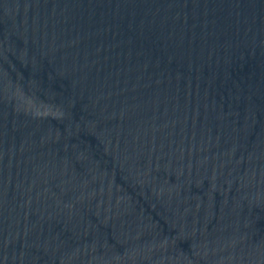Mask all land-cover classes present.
Listing matches in <instances>:
<instances>
[{
  "label": "water",
  "instance_id": "water-1",
  "mask_svg": "<svg viewBox=\"0 0 264 264\" xmlns=\"http://www.w3.org/2000/svg\"><path fill=\"white\" fill-rule=\"evenodd\" d=\"M0 264H264V0H0Z\"/></svg>",
  "mask_w": 264,
  "mask_h": 264
}]
</instances>
